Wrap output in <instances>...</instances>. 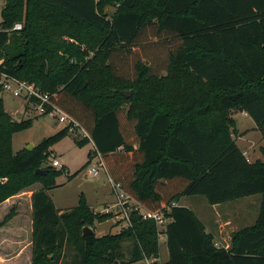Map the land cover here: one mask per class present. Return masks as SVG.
Here are the masks:
<instances>
[{
	"label": "trees",
	"instance_id": "trees-1",
	"mask_svg": "<svg viewBox=\"0 0 264 264\" xmlns=\"http://www.w3.org/2000/svg\"><path fill=\"white\" fill-rule=\"evenodd\" d=\"M0 62L77 120L112 181L146 210L192 196L212 206L260 196L254 223L227 248L191 208L172 206L161 264H264V161L247 160L232 117L244 112L264 138V0H5ZM31 125L5 111L0 90V204L39 186L29 264H61L68 248L71 264L158 259L160 232L137 212L118 233L83 236L112 216L82 196L69 210L54 206L48 191L63 171L45 163L68 129L14 153L13 135ZM14 216L13 206L0 228Z\"/></svg>",
	"mask_w": 264,
	"mask_h": 264
},
{
	"label": "rangeland",
	"instance_id": "rangeland-1",
	"mask_svg": "<svg viewBox=\"0 0 264 264\" xmlns=\"http://www.w3.org/2000/svg\"><path fill=\"white\" fill-rule=\"evenodd\" d=\"M4 2L5 0H0V21ZM107 11L112 13L114 8L109 7L107 8ZM2 98L4 109L12 115L14 120H32V125L28 129L17 132L13 135L12 149L14 153L26 148L30 144L34 146L38 145L42 140L53 136L58 131L65 128V126L59 124L54 117L49 115H36L32 110H29L27 105H25L20 99L13 98L6 93L2 94ZM232 117L235 120L237 128L234 138L236 142H238L239 147L247 151L249 161L253 162L258 158L263 160L264 155L261 153V148L264 147V138L261 133L255 129L256 125L254 121L247 114L240 111H233ZM78 140L79 138L74 135V133H68V135L62 140L56 142L50 147V156L45 165L50 166L51 159L55 157L68 171V175L61 172V174L56 178V186L50 189L48 194L54 206L59 210L64 211L76 207L80 196H82L91 211L94 213H100L105 209L104 207L106 205H110L108 203L114 197L111 192L112 189L103 171H99V175L97 177H93L87 173V162H90V165L96 162V159L92 157L94 154V148L91 143L80 146L77 144ZM28 190L31 191L33 188L27 189L23 192L27 191L26 194L28 195L30 192ZM259 198L260 196L245 197L226 204L212 206L209 205L203 197L192 196L182 198L177 204H183L191 208L198 218H201L205 224H208L209 220H211L213 223L211 229L217 231V238H215L216 245L222 246L224 240L228 239L229 236L231 237V234L234 231L250 226V224L254 221L253 219L258 213L259 203L257 204V202ZM245 205L247 206L245 207ZM17 206L18 204L14 205L15 215L18 214ZM26 206L27 203H24L23 210L25 214H22L20 218L18 217L14 220L18 227L20 225L22 226L21 230H23L26 226L27 219L30 218L32 221L31 214L27 211ZM9 210L10 209L6 212L0 211V215H3L4 218V215H6ZM20 212L22 213L23 211ZM3 218L0 219V222ZM217 218L218 222H216ZM20 219H22V221ZM118 224L119 223H115L113 225L110 219L101 223L95 222V233L96 235H100L101 233H118L121 229L117 226ZM219 224H223V226L219 228ZM24 230L26 231L27 228ZM219 230L222 231L220 233L221 237H219L218 234ZM26 234L25 236H21L24 243L27 242V238L30 237L31 239V236L28 237ZM163 238L164 237L159 240L160 252H163L165 249L162 241ZM11 246L7 247V253H15L19 247ZM27 253L28 251H25L26 257ZM64 257L65 258L61 264H71L72 260H74V253L70 248L66 250ZM161 261H163V254L160 256L159 263ZM135 264L146 263L137 262Z\"/></svg>",
	"mask_w": 264,
	"mask_h": 264
},
{
	"label": "built area",
	"instance_id": "built-area-1",
	"mask_svg": "<svg viewBox=\"0 0 264 264\" xmlns=\"http://www.w3.org/2000/svg\"><path fill=\"white\" fill-rule=\"evenodd\" d=\"M21 28L22 24L17 23L14 25L13 30H20ZM0 90L1 95L6 93L13 98L20 99L27 105L29 110H32L36 115H49L56 118L59 124L64 125L65 128L68 129V133H74L79 140H89V143H91L94 148L92 157L96 159V162L92 165H90V162L88 163L87 173L93 177H97L99 171H103L107 174L101 155L96 151L89 134L79 125L75 118L64 112L51 101L49 93L41 91L33 83L10 76L4 72H0ZM50 166L57 170H62L67 174L65 167L55 157L51 159ZM107 180L110 183L115 202L111 207L104 209L100 214H110L112 216L111 219H113L115 223H119L121 228H128L131 226V213L137 212L142 220L154 221L161 235L166 224L170 221L165 213H168L172 206H177L178 204L173 202L170 206L166 207L164 211H148L126 194L122 190L120 184L113 182L108 174Z\"/></svg>",
	"mask_w": 264,
	"mask_h": 264
},
{
	"label": "crops",
	"instance_id": "crops-1",
	"mask_svg": "<svg viewBox=\"0 0 264 264\" xmlns=\"http://www.w3.org/2000/svg\"><path fill=\"white\" fill-rule=\"evenodd\" d=\"M236 144L239 147L238 142H236ZM239 148L243 151L244 155L246 156L247 160L249 161V159L247 157V151H245L241 147H239ZM258 159H260V158H258ZM263 161H264V158H263ZM105 175H106V178H107V174L106 173H105ZM32 188H33V190H31V191L28 190V191H30L28 195L26 194L27 191L26 192H21V193L15 195L13 197L7 199L2 204H0V211H5V212L8 209H10L11 207H13L14 205L18 204V206H17V208H18L17 213L18 214H16L8 223H6L3 227L0 228V264H29L30 263V252H31L30 251V249H31L30 246H31V241H30V237L29 236H31V231H32L31 224H32V221L30 220V218L27 219L26 226L24 227V229L27 228V230L25 231L24 229L21 230V227L22 226L20 225L18 227V225L15 223L14 220L16 218H18V217L20 218L22 214H25V212L23 210L24 209V203H27V206H26L27 211L30 212V214H31V210H32V208H31V195H32V192L34 190H36V189L39 188V186L37 185V186H34ZM110 202L108 203L110 205H106L104 207L105 209L111 207L114 204L115 198L113 197V199ZM258 203H259V199H258L257 204ZM247 205H245V207ZM20 211H23V212L21 213ZM1 218H3V215H0V219ZM255 218L256 217H254V219H253L254 221H255ZM199 219L203 222V220L201 218H199ZM20 220L22 221V219H20ZM110 220L112 221V223L114 225L115 224L114 220L113 219H110ZM254 221L250 225H252L254 223ZM216 222H218V218L216 219ZM203 224L205 226V229L208 232H211L214 235V237L217 238L216 237L217 231H215L214 229H211V227L213 226L212 221L209 220V223L208 224H205L204 222H203ZM117 226L121 228V225L120 224H118ZM221 226H223V224H219L218 227L220 228ZM94 232H95V229H94ZM221 232L222 231L219 230V233H218L219 234V237H221L220 236V233ZM24 233L25 234L27 233L26 235L29 237V238L26 239L27 242H25V243L21 239V236H23V235L25 236ZM104 234L105 233H101L100 235H96V236H102ZM162 237H164L163 234H161L159 236V240H161ZM230 239H231V237L229 236L228 239L224 240V243H223L222 246L225 247V248H227L229 246V244H230ZM162 241H163V245L165 246V249L163 250V252H160V249H159V258L158 259H156L154 261L153 260L152 261L143 260V261H139L138 263L145 262L146 264H161V263L165 262L168 259V251H167V247H166V243H165V237L163 238ZM9 246H11V247L19 246V247H18V249H17V251L15 253H7L6 252L7 251V247H9ZM25 251H28L27 257L25 256ZM161 254H163V261H161L159 263Z\"/></svg>",
	"mask_w": 264,
	"mask_h": 264
},
{
	"label": "water",
	"instance_id": "water-1",
	"mask_svg": "<svg viewBox=\"0 0 264 264\" xmlns=\"http://www.w3.org/2000/svg\"><path fill=\"white\" fill-rule=\"evenodd\" d=\"M123 95H124L125 97L129 98L130 95H131V92H130V91H128V92H123ZM33 147H34V145L30 144V145H28V146L26 147V149H27L28 151H30V150L33 149ZM43 172H44V170H42V169H37V170H36V173H37V174H41V173H43ZM93 233H94V230H93V228H92L91 226H89V225H85V226L82 228V235H83V236H88V235H91V234H93Z\"/></svg>",
	"mask_w": 264,
	"mask_h": 264
}]
</instances>
